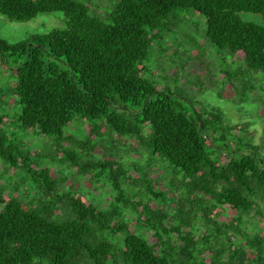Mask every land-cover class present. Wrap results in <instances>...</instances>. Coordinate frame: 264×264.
<instances>
[{
	"label": "trees",
	"instance_id": "1",
	"mask_svg": "<svg viewBox=\"0 0 264 264\" xmlns=\"http://www.w3.org/2000/svg\"><path fill=\"white\" fill-rule=\"evenodd\" d=\"M186 9L205 17L206 35L216 46L264 70V23L240 15L264 12V0H118L107 19L93 0H0V14L10 20L55 11L66 17L64 27L18 42L0 35L4 64L17 57L8 86L20 109V128L63 140L80 114L91 122L79 143L83 151L68 149L64 158L82 172L77 160L114 145L113 132L137 138L187 177V199L177 195L178 186L169 202L147 183L149 194L171 205L173 214L155 199L123 195L103 206L17 140L0 105V157L22 174L11 186L0 185V264H264V225L252 234L245 222L252 213L264 220L259 147L237 134L243 125H227L220 111L204 113L146 76L153 31L172 12ZM100 123L108 131L104 144L97 138L103 135ZM103 154L96 174L87 172L100 179L107 172L114 190L121 189L122 177L129 181L138 166L128 167L112 147ZM186 202L194 207L192 215L183 208ZM201 218L209 226L202 233L194 224Z\"/></svg>",
	"mask_w": 264,
	"mask_h": 264
},
{
	"label": "rangeland",
	"instance_id": "2",
	"mask_svg": "<svg viewBox=\"0 0 264 264\" xmlns=\"http://www.w3.org/2000/svg\"><path fill=\"white\" fill-rule=\"evenodd\" d=\"M117 2L118 0H93L103 19L108 18V13ZM240 15L244 20L264 23V12L244 11ZM65 25L66 17L62 11L40 13L27 21L10 20L0 14V35L11 42H18L31 34H43ZM153 32L156 37L149 49L146 76L155 82L160 90L174 93L189 105L192 102L196 107L203 108L204 113L212 109L220 111L227 125H243L244 131L238 130L237 134L258 146L264 157V70L250 68L241 55L232 54L228 47L216 46L206 35L205 17L193 9L172 12L166 25ZM3 58L0 54V105L2 111L11 117V122L6 128L17 140H24L40 153L44 166L53 167L56 171L63 170L64 174L60 176L66 175L68 184L79 185L80 192L103 206L108 205L117 195L132 200L155 199L146 189L149 181L153 182L157 191H164V199L168 202L178 186L177 195L182 197L181 199H187L183 190L187 185L184 172L179 171L162 155L153 154L152 150L141 144L137 138H129L128 135L119 137L112 132L115 144L105 145L109 137L106 136L108 131L104 123H100V133L103 135L97 137L98 142H102L104 146L95 149V157L77 160V163H83L85 166L84 172L64 158L68 149L83 151L79 143L83 139V132H89L91 122L83 119L80 114L65 128L66 138L63 140L56 135H44L36 133L33 129L20 128L15 121V114L20 109L8 86L10 69L17 64L14 61L17 57L7 58L6 64ZM25 58L26 56H23L21 60ZM110 147L119 150L128 167H132V164L138 166V171L132 170L131 176L128 175L129 181H124L125 178L122 177L121 189L114 190L111 183L105 179L108 177L107 172L101 179L87 172L92 168V173L96 174L93 167L98 165V160L103 159V153ZM21 177L18 169L11 168L0 157V185L4 183L11 186L14 180H20ZM8 192L5 190L3 193L7 195ZM175 201H178V198H175ZM151 202L163 204L164 209L174 213L171 205L164 203L162 198ZM183 208L193 214L194 207L189 202H186ZM134 215L131 211L128 216L133 219ZM251 215L245 216L248 232H260L258 224L263 226L264 220L260 223ZM194 224L200 233L209 228L203 218L195 220Z\"/></svg>",
	"mask_w": 264,
	"mask_h": 264
}]
</instances>
